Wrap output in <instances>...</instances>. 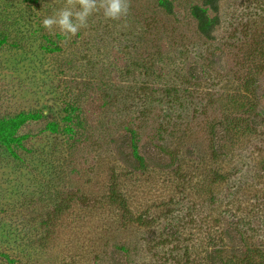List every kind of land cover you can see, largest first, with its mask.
I'll return each mask as SVG.
<instances>
[{
	"label": "rangeland",
	"instance_id": "rangeland-1",
	"mask_svg": "<svg viewBox=\"0 0 264 264\" xmlns=\"http://www.w3.org/2000/svg\"><path fill=\"white\" fill-rule=\"evenodd\" d=\"M168 1L0 0V264H264V0Z\"/></svg>",
	"mask_w": 264,
	"mask_h": 264
},
{
	"label": "clouds",
	"instance_id": "clouds-1",
	"mask_svg": "<svg viewBox=\"0 0 264 264\" xmlns=\"http://www.w3.org/2000/svg\"><path fill=\"white\" fill-rule=\"evenodd\" d=\"M130 10V0H65V5L53 16L42 21V27L54 33L58 29L68 38L76 36L88 26V19L101 12L106 20L118 21L126 18Z\"/></svg>",
	"mask_w": 264,
	"mask_h": 264
},
{
	"label": "trees",
	"instance_id": "trees-1",
	"mask_svg": "<svg viewBox=\"0 0 264 264\" xmlns=\"http://www.w3.org/2000/svg\"><path fill=\"white\" fill-rule=\"evenodd\" d=\"M218 1L219 0H204L201 6L195 5L190 9V15L196 22L197 32L206 39L212 38V33L217 24L216 13L218 11ZM159 6L165 13L171 14V5L168 0H159ZM209 13L212 15H209ZM5 128V126L0 125V129ZM134 159L133 162L135 165H138L140 158L136 156ZM137 165L132 167L136 169Z\"/></svg>",
	"mask_w": 264,
	"mask_h": 264
}]
</instances>
